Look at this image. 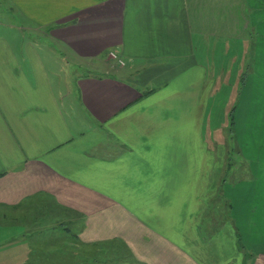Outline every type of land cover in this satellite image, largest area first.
Masks as SVG:
<instances>
[{
	"label": "crops",
	"instance_id": "0c3cea01",
	"mask_svg": "<svg viewBox=\"0 0 264 264\" xmlns=\"http://www.w3.org/2000/svg\"><path fill=\"white\" fill-rule=\"evenodd\" d=\"M8 1L0 241L22 249L13 264H264L263 183L218 197L215 153L206 160L215 80L205 85L194 29L206 2ZM240 5L259 56L264 0ZM71 58L110 72L71 79L62 73ZM215 197L228 209L211 211Z\"/></svg>",
	"mask_w": 264,
	"mask_h": 264
},
{
	"label": "rangeland",
	"instance_id": "374dc122",
	"mask_svg": "<svg viewBox=\"0 0 264 264\" xmlns=\"http://www.w3.org/2000/svg\"><path fill=\"white\" fill-rule=\"evenodd\" d=\"M240 1L203 0L208 5V16L204 26L194 27L204 35L203 41L195 42V51L207 73L205 85L212 86L215 80L213 97L206 106L203 138L206 160L212 156L211 152L215 153V183L219 185L213 189L216 192L220 186L218 197L222 196L227 185L237 186L243 181L262 182L264 195V46L257 56L251 30L245 28L247 10L245 8L244 11ZM10 14H15V11L9 1L0 0V19L11 20ZM198 38L196 35V40ZM68 63L62 73L71 79L110 72L102 63L79 66L81 62L76 63L72 58L70 61L66 59ZM246 78L249 82L243 86ZM239 104L237 127H234V108ZM225 204L215 197L210 209L223 212L228 209ZM21 257V248L15 249L0 241V264L17 263ZM57 259L54 258L55 261ZM42 263L39 256L24 264ZM46 263L49 264V260ZM72 264L79 263L75 260Z\"/></svg>",
	"mask_w": 264,
	"mask_h": 264
},
{
	"label": "built area",
	"instance_id": "2783aa9c",
	"mask_svg": "<svg viewBox=\"0 0 264 264\" xmlns=\"http://www.w3.org/2000/svg\"><path fill=\"white\" fill-rule=\"evenodd\" d=\"M111 57H112V59H115V60L118 59V57H117V55H116L115 53H111ZM119 63H120L121 65H124V63H123L121 60H119Z\"/></svg>",
	"mask_w": 264,
	"mask_h": 264
}]
</instances>
